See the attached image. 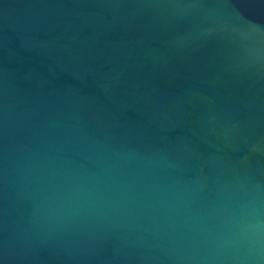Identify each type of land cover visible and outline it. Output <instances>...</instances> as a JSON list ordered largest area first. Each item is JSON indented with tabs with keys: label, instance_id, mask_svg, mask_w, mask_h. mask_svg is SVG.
I'll return each instance as SVG.
<instances>
[{
	"label": "water",
	"instance_id": "water-1",
	"mask_svg": "<svg viewBox=\"0 0 264 264\" xmlns=\"http://www.w3.org/2000/svg\"><path fill=\"white\" fill-rule=\"evenodd\" d=\"M0 264H264V0H0Z\"/></svg>",
	"mask_w": 264,
	"mask_h": 264
}]
</instances>
